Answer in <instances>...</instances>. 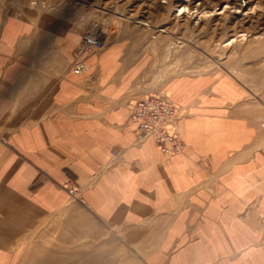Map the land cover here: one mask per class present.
<instances>
[{
	"label": "crops",
	"instance_id": "obj_1",
	"mask_svg": "<svg viewBox=\"0 0 264 264\" xmlns=\"http://www.w3.org/2000/svg\"><path fill=\"white\" fill-rule=\"evenodd\" d=\"M82 29L0 14V264H37L27 244L69 211V187L140 264H264V108L230 75L161 80L143 40L114 39L74 74ZM159 87L178 110L173 156L127 123Z\"/></svg>",
	"mask_w": 264,
	"mask_h": 264
},
{
	"label": "rangeland",
	"instance_id": "obj_2",
	"mask_svg": "<svg viewBox=\"0 0 264 264\" xmlns=\"http://www.w3.org/2000/svg\"><path fill=\"white\" fill-rule=\"evenodd\" d=\"M38 10L68 14L83 29L98 26L107 34L105 47L117 38L146 41L148 70L161 80L230 75L264 108V0H0V14ZM159 92L167 94L162 87L148 94ZM78 194H68L69 211L33 235L26 249L31 261L37 254V264H140Z\"/></svg>",
	"mask_w": 264,
	"mask_h": 264
},
{
	"label": "built area",
	"instance_id": "obj_3",
	"mask_svg": "<svg viewBox=\"0 0 264 264\" xmlns=\"http://www.w3.org/2000/svg\"><path fill=\"white\" fill-rule=\"evenodd\" d=\"M106 33L96 25L85 27L73 52L71 71L80 74L85 67V59L105 47ZM178 110L167 94L149 93L134 100L130 105L127 123L135 125V139L143 142L151 138L158 149L173 156L180 153L184 141L177 127ZM69 195H76L73 187L67 188Z\"/></svg>",
	"mask_w": 264,
	"mask_h": 264
},
{
	"label": "bare ground",
	"instance_id": "obj_4",
	"mask_svg": "<svg viewBox=\"0 0 264 264\" xmlns=\"http://www.w3.org/2000/svg\"><path fill=\"white\" fill-rule=\"evenodd\" d=\"M186 6H183V8H185ZM142 25H146L145 23L143 22H140ZM160 31H163V30H160Z\"/></svg>",
	"mask_w": 264,
	"mask_h": 264
},
{
	"label": "snow or ice",
	"instance_id": "obj_5",
	"mask_svg": "<svg viewBox=\"0 0 264 264\" xmlns=\"http://www.w3.org/2000/svg\"><path fill=\"white\" fill-rule=\"evenodd\" d=\"M225 6H223V8H224ZM223 8H221V11H223Z\"/></svg>",
	"mask_w": 264,
	"mask_h": 264
}]
</instances>
